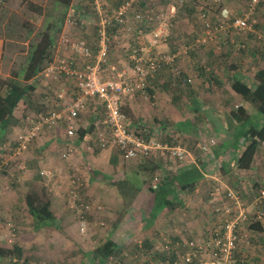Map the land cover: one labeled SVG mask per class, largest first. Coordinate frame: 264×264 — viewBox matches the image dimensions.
<instances>
[{"label":"crops","instance_id":"0c3cea01","mask_svg":"<svg viewBox=\"0 0 264 264\" xmlns=\"http://www.w3.org/2000/svg\"><path fill=\"white\" fill-rule=\"evenodd\" d=\"M26 2L24 0H0V78L2 79L10 77L12 65L17 55L21 53L19 46L23 45L25 48L28 46V40L24 42L5 35L7 25H11L8 31H12L15 25H17L15 30L23 31L21 23L24 20L33 24L36 31L45 27L43 14L31 12L30 15H26L24 13ZM96 2L109 13L117 8L122 1L74 0L67 13L61 34L56 41L54 58L48 66L56 61L57 53L60 51L58 49L61 47V39L64 36H69L73 40H86L93 55H98L102 33L101 16L97 11ZM150 2V0H141L137 4V7L143 10L146 21L137 20L132 12L128 15L127 27L120 36V41L115 42L113 38H109L111 29H106L109 39V55L108 64L104 66L105 73L114 69L119 73L130 74L135 64V60L131 57L133 50L147 46L152 30L163 22L166 24L165 19L158 18L163 10L156 14L151 8ZM12 16L13 19L10 22L9 19ZM150 17L154 18L152 22L148 21ZM261 30L264 31L262 25ZM170 31L172 28L168 33ZM232 34L235 33L227 34L232 42L241 40L243 41L242 46L247 48L242 50L243 54L237 61L239 62L238 68L228 70L229 74L227 75L220 73L216 68L219 65L220 57L211 56L212 53L209 52L211 48L207 50L209 45L203 48L195 47L196 40L194 43H188V41L183 43H177L178 41L174 43L173 41L171 43L174 37L169 33L167 41L160 45L159 50L175 54L173 66L180 67V64L184 63L183 69L180 68L187 73L189 78L199 77L203 81L208 80L209 76L214 74L216 78L223 81L229 76L233 79L239 77L247 81L245 74L252 72L256 67H264V61H260V56L264 54L261 53V50L264 48L257 46L260 43L256 45V42L244 41L242 35L237 39ZM195 35L193 33L192 40L195 39ZM233 44L235 46L239 43ZM233 44L230 43L228 49L232 55L237 53L232 50ZM207 51L208 55H206ZM61 54L62 57L67 58L68 64L72 68L81 69L88 62L71 50H63ZM94 60L96 59L92 58L90 61L94 62ZM248 63H258L259 66L253 67V70L247 72ZM187 64L189 66L186 67ZM171 67L166 66V68L160 69L149 80L153 96H158L164 103H159L160 109L158 110L161 112V117L154 116L153 122L142 118L141 116L146 115L140 113L138 101L141 100L137 98L127 100L122 109L127 115L130 130L137 133L144 128V131L147 134L150 133L151 136L147 138L142 135L143 137L156 138L163 143H170V141L161 140L164 135H169L172 137V141L174 139L172 145H181L185 148L188 157L184 161L172 158L168 154H161L163 162H161L162 168L158 175L165 177L175 174V172L179 173L185 166H197L202 176L194 188L182 191L175 187L174 196L167 197L171 201L169 205L165 206L158 201L157 194L152 191L154 178L153 181L151 178L146 180L147 176L143 171L145 167L140 165V162L145 159L136 157L126 160L122 152L114 145L103 149L98 147L96 132L107 131V127L103 123L105 114L103 103L100 100L90 99L87 104L88 108L79 115L82 117V114H85L87 119L80 120L78 117L76 130L78 134L73 137L74 139H68L65 121L43 125L24 153L23 158L27 165L23 173L28 179L29 189L32 188V185H45L52 200L51 210L55 217L52 223L54 226L47 224L36 231L33 226L31 227L32 223L28 222L27 227L32 229L31 236H35L36 232L41 230L44 237H48V235L55 237L54 234H60V232L66 234L65 225L67 224L78 225L81 232L82 221L86 222L85 227L87 228L85 232H81L85 234L91 223L90 217L106 216L109 218L107 222L110 231L103 240H113L117 250L109 258L124 264H168V261L187 252L188 249L184 246L188 241L202 240L204 237L206 238L209 230L223 226L222 215L215 211L211 203V193L215 187L221 184L229 185L242 195L247 203H251V198L257 189L264 186V160L260 161L263 156L259 155L256 158L251 169H239L236 161L240 157L245 143L240 138L236 144H233L232 134L234 132L230 133L228 129L238 125L231 116L234 109L242 105L251 114L254 112L253 108L231 87L230 91L224 94L222 88L210 87L208 82L204 88L198 86L185 88L183 84L180 87L172 86V80H175L173 85L178 82L176 83V78L169 76L170 73L166 72L167 70L172 72ZM254 74L255 70L252 75L254 76ZM157 76H159L158 80ZM26 83L31 85L33 90H29L27 98L22 100L15 109L14 120L11 119L8 122L12 125L10 129L4 130V132L0 129V138L8 135L5 141L0 139V159L3 158V146L6 144L15 145V139L20 132L32 131L43 115L52 110L63 111L77 96L74 79L66 74H63L61 79L55 80L51 76H45L41 71ZM221 102H224L223 106ZM207 129L210 131L208 132ZM218 129H223V132ZM81 130L86 131L83 138L80 137ZM215 134L220 136L219 140L217 139V144L211 146L208 153H203L200 148L201 142H206ZM202 136L204 138H201ZM2 142L4 143L2 144ZM91 143L94 151H99L90 154L91 160L84 162V159L83 161L71 159L76 151L82 152V148L88 147ZM193 143H196L198 154L194 152ZM43 169L51 172L49 177L46 178L42 174ZM68 172L72 173L68 174ZM1 173L6 177V171ZM118 173L124 174L125 178L120 179ZM136 175L141 178L135 183ZM107 180L110 183L109 186L102 184ZM161 183L157 187H160ZM96 193H98L97 196ZM85 206H89L90 210L81 213ZM262 209L264 211V205ZM249 211V216H252L253 212L257 211V207L251 205ZM101 222L104 221L101 220L99 224ZM107 222L104 223L107 224ZM253 223L244 224L239 230L241 234L247 236L239 242L238 264H264V218L257 221L254 226ZM2 229L1 226L0 236L5 240L2 236ZM71 229L72 232L75 230L73 227ZM11 235L14 236L13 231ZM2 243L0 242V245H7ZM166 246L170 247V253ZM203 259L207 258L203 256ZM79 264L101 263L98 259L93 258ZM105 264H107V260Z\"/></svg>","mask_w":264,"mask_h":264},{"label":"built area","instance_id":"2783aa9c","mask_svg":"<svg viewBox=\"0 0 264 264\" xmlns=\"http://www.w3.org/2000/svg\"><path fill=\"white\" fill-rule=\"evenodd\" d=\"M121 4L111 12L97 2L96 8L101 16V47L98 55L94 56L90 46L84 39L73 40L69 36L61 39V47L57 53V59L42 72L45 76L53 77L55 80L61 79L63 74L69 75L74 79L77 96L71 104L63 111L52 110L43 115L41 120L36 123L32 131H22L18 134L16 144L5 145L2 148L3 153L0 161V171H6L13 176L22 175L26 170L24 153L28 150L29 143L37 135L43 125H52L60 121L67 123L68 139H73L76 135L77 120L79 115L88 108V100L96 99L103 103L105 119L103 123L107 131L99 130L96 132L97 143L100 149L109 146H116L123 157L128 160L136 157H146L153 153L168 154L172 158L185 160L188 154L181 145H172L163 143L156 138L147 139L140 134L128 128V118L123 112V106L127 100H133L137 95L147 99V87L150 78L163 67V64H173L175 55L160 51V45L168 39V27L163 22L150 33L148 45L133 50L131 57L135 64L130 74L126 72H116L114 69L105 73L104 66L108 64V36L106 29L111 25L119 26V32L113 35L115 42L120 41V36L127 27L128 15L132 12L139 21H146L144 12L137 4L141 0H121ZM183 1V0H180ZM221 4V0H199L196 4L198 9L197 16L204 30L203 35L196 39L194 46L198 48L206 47L220 32L242 33L244 31H253L257 33L259 39L264 40V32H258L256 18L259 8L264 7V0H248L247 5L240 14L237 10L219 12L212 5ZM158 18L164 20V14L161 13ZM154 18L150 17L149 22ZM121 34V35H120ZM234 35V34H232ZM71 50L82 56L88 61L83 68H72L68 64L66 57H62V51ZM61 52V53H60ZM96 59L94 62L90 61ZM189 78L188 82L192 83ZM217 144L216 137L209 138L206 142H201L200 148L203 153H208L210 147ZM11 153L7 155L6 152ZM69 151V150H68ZM70 155V151L68 152ZM14 170L10 172L11 165ZM45 177H49L51 172L47 169L42 170ZM159 177L155 176L154 186L159 185ZM211 203L216 212L223 217V226L212 229L207 232V237L202 240H190L186 243L188 249L186 253L168 261V264H238V246L239 242L247 235L239 232L244 224L260 221L264 218V186L260 187L251 198V203H247L242 195L236 192L229 185L221 184L215 187L211 193ZM254 205L257 211L249 216V207ZM90 210L85 206L81 213ZM101 226L104 222L100 223ZM81 232H85L86 222L81 223ZM168 253L171 252L169 246H166ZM205 256L207 259H203ZM107 264H124L115 262L112 258L107 259Z\"/></svg>","mask_w":264,"mask_h":264},{"label":"trees","instance_id":"16d2710c","mask_svg":"<svg viewBox=\"0 0 264 264\" xmlns=\"http://www.w3.org/2000/svg\"><path fill=\"white\" fill-rule=\"evenodd\" d=\"M24 1H27L24 7V13L26 15H30L31 12L43 14L45 27L42 29L39 27L40 30L36 31V27L25 20L21 23L23 31L15 30L17 25H15V27L13 26L12 31H8L11 25H7L5 35L24 42L28 40V46L26 48L23 45L19 46L21 53L17 55V58L12 65L10 77L6 79L0 78V129L3 132L4 130H9L12 126L8 124V122L13 119L14 112L18 104L27 98L30 89L33 90V87L31 85H27L26 82L39 72L43 71L52 62L57 46L56 41L61 34L67 13L71 9L74 0ZM220 5L221 4L212 5L211 7L217 10L222 8ZM194 10L195 14H197L198 9L196 6H194ZM13 16L9 19L10 22L12 21ZM109 29H111L109 38H112L115 33H120L118 30L119 26L117 25H111ZM228 41L231 42L230 39H228ZM229 42L227 44H230ZM87 44L89 45V43ZM238 45L242 50L247 48L246 46H242L243 43L239 42ZM173 64H163L161 70L164 67L166 68V66L171 67ZM177 66L171 67L172 76L176 78V83L178 82L176 86L180 87L183 84L185 88L190 87L191 84L188 82L189 77L187 73ZM254 70V85H251L239 77H235L231 86L232 90L240 95L254 111L250 114L248 109L241 105L231 112L232 118L238 123L235 127L234 134H232L233 144H236L240 138L243 139V142L245 143L244 149L236 161L237 167L243 170L251 169L256 158L264 152V67H256ZM198 71L200 70L198 69ZM209 77L210 78L206 80V82L210 83V85L212 84L211 86L221 85L222 80L216 78L214 74ZM197 80L202 81L199 77ZM173 83L174 82H171V84ZM150 87V85L147 87V94L152 96L153 91ZM13 123L14 121L12 124ZM78 132H80V130H78ZM81 132L80 137L83 138L86 134L84 132L86 131L81 130ZM137 134L144 135L147 138L151 136L150 133L147 134L144 131V128L138 131ZM7 136L8 135L6 134L0 139L5 141ZM7 140H9V138H7ZM161 140L167 142L170 141L171 144L174 143V139L172 141V137L169 135H164ZM3 143L4 142H2V144ZM160 155L161 154L153 153L150 156L141 157L142 159H145V161H141L140 165L145 167L143 171L147 176L145 178L146 180L147 178H151L153 181V178L158 176L160 178L159 183L162 181L160 187L156 188L153 184L152 191L157 194L156 196L159 199L158 201L162 202V204L166 206L171 202L167 197L170 195L174 196L175 194V187L182 191L192 190L198 179L202 176V173L197 166L190 165L189 167L185 166L184 169L181 167L182 169L179 173L175 172V174L161 177L158 175L162 168L161 162H163L161 161L162 157ZM47 190L48 189H46L43 185H32V188L29 189L25 195V212L27 213L33 229L35 230L47 226V224L54 226V224H52L55 220L51 210L52 200ZM254 224H256V222L253 223V226ZM184 247H186V244ZM115 251H117L116 243L113 240L108 239L96 245L93 256L95 259H98L99 263L105 264L106 260L112 256ZM2 258H9L10 260L16 258L18 260H22L24 264H28L31 260L40 259V256L34 248L25 250L20 245L14 244L0 245V259Z\"/></svg>","mask_w":264,"mask_h":264},{"label":"rangeland","instance_id":"374dc122","mask_svg":"<svg viewBox=\"0 0 264 264\" xmlns=\"http://www.w3.org/2000/svg\"><path fill=\"white\" fill-rule=\"evenodd\" d=\"M150 1H151L150 2L151 8L153 9V11H155L156 14L159 13L160 10H163L165 22L169 27L168 31L170 30V28H172V31L169 32L174 37L171 43H173V41L174 43L176 41H178L177 43H183L184 41L194 43V41L197 38L203 35L204 30L202 29L200 25L201 22L197 14H195V10H194V6H196L199 0H183V1L150 0ZM247 1L248 0H221L220 7L222 8L217 10L221 13H223L224 9H226L228 12L231 10H235V11L237 10V13L240 14L247 5ZM256 18L258 20V24H257L258 26H256L257 31L264 32L263 30H261V25L264 27V7L261 6L259 8ZM193 33L196 34L194 40H192ZM227 34H229V32L218 33L217 36L210 42L209 46L207 47V50L211 48L210 49L211 51L209 50V52L212 53L211 55L212 57H220V59H218L219 65H217L216 68L220 73H224L226 75L229 74L228 70L231 71L238 68L239 62L237 61H239L238 60L239 57H241L243 54V51L242 49L239 48V45H235V46L232 45L234 46L232 47L233 48L232 50L237 51V53H235L234 55L228 52L229 44L227 43L229 42L228 41L229 36H227ZM241 35L244 41H249V43L256 42V45L257 43H260V45L257 46L264 48V40L259 39L257 37L256 32L244 31L238 34L235 33L233 36H235V38L238 39ZM239 42L243 43V41L241 40L235 43H239ZM229 43H233V42L231 41ZM261 51H262L261 53H264V49ZM209 52L207 51L206 55H208ZM260 61H264V54L260 56ZM187 66L189 65L187 64L186 67ZM256 66H259V64L248 63V67L246 71L247 72L251 71L253 70V67ZM180 67L183 69L184 63H181ZM166 72L170 73L169 76L172 77L173 74L170 70H167ZM252 73L253 71L245 74V77L247 78V81L251 85H254ZM161 76L163 75L161 74ZM158 77L159 76H157V80L159 79ZM233 80L234 79L229 76L228 79L224 81L222 80L221 85L219 86L218 85L211 86L212 84L211 85L210 83L208 84L210 85V87L219 88V89L222 88L223 93L227 94V92L230 91L229 89L232 86ZM155 81H153V83ZM172 82L175 81L172 80ZM190 84L193 87L198 86L204 88L206 87V80L198 81L197 78H194L192 83ZM172 86L177 87L175 84L174 85L172 84ZM136 98L141 100L138 101V108L140 113L146 115V116H141L142 118L147 119V121L153 122L154 116L161 117L160 115L161 112H159L158 109H160V104H164V103H162V100H160L158 96L154 97L153 95L151 96L149 94L147 99L138 96ZM217 102L214 103L216 104ZM222 103L224 102H221V105L223 106ZM79 119L85 120L87 119V115L85 116V114H82V117H79ZM218 130L223 132V129H218ZM207 131L209 132L210 129H207ZM228 131L230 133H233L235 131V128H230L228 129ZM215 137L216 139H218L220 136L219 134L218 135L215 134ZM201 138L204 137L202 136ZM92 147H93L92 143L88 145V147L84 146L82 148L83 154L81 151H76L71 159H73L74 161H78V160L83 161L84 159V162H88L89 160H91V158H89L90 154H95L99 152L98 150L94 151ZM192 147H194V152L198 154V149H196V143H193ZM10 151L7 152L6 149L5 153H7L8 155V153L10 154L12 152ZM2 155L5 154L3 153ZM260 155L263 156L260 159V161H262V159L264 160V152L261 153ZM13 170H14V165L12 164L10 168V172L12 173ZM1 172L4 171H0V188H1L0 189V230L2 226L3 227L2 236L5 238V240H3V238L0 236L1 237L0 242L6 243L7 245L20 244V246L25 250L34 248L37 251V254L40 256V259L31 260V262H29L28 264H79L80 262H86L89 259L94 258L93 256L94 248L96 247L97 244L104 241L103 239L105 238V235L110 231L107 222L109 220L108 217L100 216V215H97L92 218L90 217L89 221L91 223L89 224L88 231L85 234H82L80 232L78 225L72 226L67 224L65 225L66 234H62V232H60V234H54L55 237L53 235L52 236L48 235V237L46 236L44 237L43 232L41 230V231H37L35 236H31L30 234L32 229L30 230V228L27 227L28 222L30 223V221L27 213L25 212L26 211L25 195L29 190L28 179L25 178L24 173L21 176L18 175V177L17 176L15 177L9 174L8 172H6L7 175L5 177V175L2 174ZM69 173L72 172H68V174ZM117 175L119 178L121 177L120 179L125 178L124 174L122 175L118 173ZM139 178L141 177L136 175V177L134 178L135 179L134 182L136 183ZM102 184L108 185L110 183L107 180L106 182H102ZM97 194L98 193H96L95 195L97 196ZM79 203L78 206L80 205ZM101 220L107 222V224L104 223V225L101 226L99 224ZM71 227L75 228L73 232ZM12 231L14 232V236L11 235ZM34 231L36 230L34 229ZM31 242H33L34 244L32 243L31 245ZM138 258L141 259V257ZM0 264H24V263L22 262V260H18L16 258L12 260H10L9 258H5V259L2 258L0 259Z\"/></svg>","mask_w":264,"mask_h":264}]
</instances>
